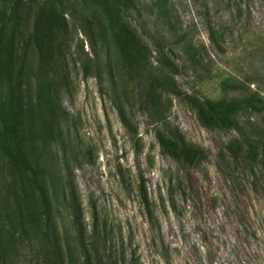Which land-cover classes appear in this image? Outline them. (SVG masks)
<instances>
[{
  "label": "rangeland",
  "instance_id": "obj_1",
  "mask_svg": "<svg viewBox=\"0 0 264 264\" xmlns=\"http://www.w3.org/2000/svg\"><path fill=\"white\" fill-rule=\"evenodd\" d=\"M42 1L25 0L14 78L0 74L4 264H95L88 244L95 227L107 232L105 255L117 264H264V170L255 155H241L251 151L237 131L203 124L190 104L172 95L171 124L204 153L193 166L176 162L159 139L164 127L152 124L137 101L135 82L112 40L111 19L86 0H65L67 28L56 66L60 131L56 141H46L34 42ZM10 2L0 0V8ZM131 2L125 17L151 62L186 65L173 72L182 90L219 100L226 94L222 81H243L248 73L264 96V0ZM74 10L90 23L94 45ZM10 30L11 22L0 25V36ZM173 30L188 34L197 66ZM97 60L101 80L85 74L86 64ZM19 81L26 109L15 132L3 116ZM237 120L249 138H264V111H241Z\"/></svg>",
  "mask_w": 264,
  "mask_h": 264
},
{
  "label": "trees",
  "instance_id": "obj_2",
  "mask_svg": "<svg viewBox=\"0 0 264 264\" xmlns=\"http://www.w3.org/2000/svg\"><path fill=\"white\" fill-rule=\"evenodd\" d=\"M98 5L112 21V40L114 41L121 60L131 73L135 82L137 101L141 109L148 116L152 124H161L164 127V136L159 131L158 136L168 154L183 166H193L200 163L204 158V153L193 149L186 141L183 133L177 126L170 122L171 100L170 96H177L192 106L198 113L201 121L209 126H221L237 131L242 142L251 151L245 150L241 155L252 158L258 162L264 170V138L251 139L247 136L246 129L237 120V115L241 111H264V96L262 95L261 83L258 80L247 79L245 73L243 81L236 76H231L222 81V88L226 92L219 100L210 98L201 99L195 95L182 90L174 75V69L186 71L185 64H175L170 60L158 61L157 66L151 62V53L142 42L136 30H134L125 17V12L129 10L131 0H86ZM25 0H11L6 8H0V25L11 22V30L8 36H0V74L6 76L10 81L14 78L15 56H16V34L22 23V8ZM65 11V0H43L40 5L34 23V42L38 51L40 67L37 75L38 105L41 120L44 127L46 141H56L60 131L59 114L61 105L58 100L57 72L56 66L58 57L61 55L60 40L67 28ZM71 15L80 24L84 35L94 45V37L90 30V23L84 17H76L74 10ZM176 37V44L185 47L189 53L191 63L193 61V46L188 34H178L173 30ZM107 40V38H106ZM163 49L164 46L160 45ZM96 58L99 54L95 52ZM188 61V60H186ZM188 68L190 66H187ZM196 69V68H194ZM102 66L99 60L94 65L86 64V76L94 75L99 80L102 79ZM175 73V72H174ZM253 77V76H252ZM251 85L257 86L256 90L251 89ZM230 93L233 97L229 98ZM22 83L15 84V90L11 93L8 109L3 116V122L10 130L18 132L24 125V113L26 109L23 99ZM237 154L234 152V155ZM237 157V156H236ZM66 199V197L64 196ZM173 208H176V199L172 195L170 198ZM151 213V212H150ZM48 230V228H47ZM47 230L43 237H48ZM107 232L94 228L90 236L89 243L95 264H117L114 259L105 255L107 249ZM0 254V264L5 263V249L2 248ZM47 254V248L44 247ZM88 263V261H87Z\"/></svg>",
  "mask_w": 264,
  "mask_h": 264
}]
</instances>
